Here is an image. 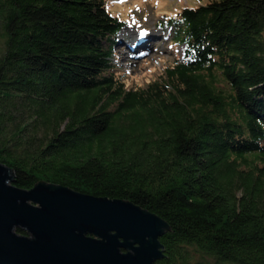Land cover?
Returning <instances> with one entry per match:
<instances>
[{
    "label": "trees",
    "instance_id": "16d2710c",
    "mask_svg": "<svg viewBox=\"0 0 264 264\" xmlns=\"http://www.w3.org/2000/svg\"><path fill=\"white\" fill-rule=\"evenodd\" d=\"M109 3L0 0V163L161 217L156 264H264V0L165 18L184 56L135 86Z\"/></svg>",
    "mask_w": 264,
    "mask_h": 264
},
{
    "label": "water",
    "instance_id": "95a60500",
    "mask_svg": "<svg viewBox=\"0 0 264 264\" xmlns=\"http://www.w3.org/2000/svg\"><path fill=\"white\" fill-rule=\"evenodd\" d=\"M13 177L14 170L0 163V264H156L163 259L160 239L171 228L156 214L126 200L44 181L22 190Z\"/></svg>",
    "mask_w": 264,
    "mask_h": 264
},
{
    "label": "rangeland",
    "instance_id": "374dc122",
    "mask_svg": "<svg viewBox=\"0 0 264 264\" xmlns=\"http://www.w3.org/2000/svg\"><path fill=\"white\" fill-rule=\"evenodd\" d=\"M109 1L110 11L127 23L116 36L114 63L127 82L135 86L146 84L177 56H184L185 47H177L172 40L174 29L161 25L165 18L177 17L185 7L197 8L215 0Z\"/></svg>",
    "mask_w": 264,
    "mask_h": 264
},
{
    "label": "bare ground",
    "instance_id": "6f19581e",
    "mask_svg": "<svg viewBox=\"0 0 264 264\" xmlns=\"http://www.w3.org/2000/svg\"><path fill=\"white\" fill-rule=\"evenodd\" d=\"M137 37H138V36H137ZM153 37H154V36H153ZM140 38H141V37H140ZM140 38H139V39H140ZM142 38H143V37H142ZM154 38H155V37H154ZM155 39H157V38H155ZM144 41L147 43L148 40H144ZM149 41L151 42V40H149ZM138 43H139V42H138ZM155 43H156V42H155ZM156 45H157V44H156ZM134 47H135V46H134ZM134 47H132L131 49H133ZM150 48H151V47H150Z\"/></svg>",
    "mask_w": 264,
    "mask_h": 264
}]
</instances>
